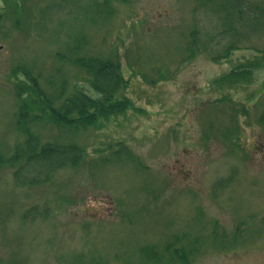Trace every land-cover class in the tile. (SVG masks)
<instances>
[{
    "label": "rangeland",
    "instance_id": "374dc122",
    "mask_svg": "<svg viewBox=\"0 0 264 264\" xmlns=\"http://www.w3.org/2000/svg\"><path fill=\"white\" fill-rule=\"evenodd\" d=\"M61 2L0 0V154L21 140L10 79L16 65L42 75L59 66L69 86L95 96L82 72L55 57L68 34H85V54L120 62L134 109L79 134L84 160L48 184L18 187L12 169L0 167V264H169L142 260L139 250L152 245L163 255L184 235L195 246L171 264H264V127L257 122L264 65L249 83L218 85L264 54V21L219 62L205 51L187 57L192 29L216 42L228 38L219 26L212 31L211 6L128 0L95 25L80 15L91 0L53 7ZM245 2L264 8V0ZM57 132L42 135L54 140ZM124 148L134 161L118 153ZM34 206L47 215L23 218ZM222 235L228 240L214 244Z\"/></svg>",
    "mask_w": 264,
    "mask_h": 264
},
{
    "label": "trees",
    "instance_id": "16d2710c",
    "mask_svg": "<svg viewBox=\"0 0 264 264\" xmlns=\"http://www.w3.org/2000/svg\"><path fill=\"white\" fill-rule=\"evenodd\" d=\"M194 1L196 5L211 6L209 20H215L212 31L219 26L217 33L228 35V38L216 42L208 33L192 29L187 44L189 59L205 51L214 61H227L231 52L239 48L237 45L244 38L245 30L255 31L263 25L264 8L249 5L245 0ZM16 2L19 3L15 1V7L23 12V5H17ZM127 2L128 0H91L89 5L80 6V15L95 25L104 24L114 12V4ZM65 5H79V2L62 0L53 7L60 9ZM68 37L69 41L64 45L65 51L56 52L55 57L58 62L82 72L95 96L89 95L76 84L69 86L64 70L59 66L54 67L53 73L47 75L36 73L24 64L16 65L11 71L10 79L16 99L14 123L21 140L14 145L11 154H0V167L12 169L14 184L21 188L48 184L58 170L77 167L85 157L84 147L76 142L79 134L88 129L102 128L112 117L134 109L131 99L124 95L128 81L122 74L120 62L117 59L113 61L85 54L83 50L87 45V38L83 32H75L71 36L68 34ZM261 64L264 65V54L246 60L228 74L219 77L218 85L229 81L231 84L249 83L252 71L257 70ZM257 122L264 127V105ZM46 128H55L58 131L55 137L59 138L45 139L42 131ZM118 153H123L134 161L128 149H120ZM24 215L25 218L32 219L44 217L47 210L34 206L24 212L23 218ZM223 238L227 239L225 235L217 237L214 244L218 242V246H221L225 242ZM235 238L236 235L232 241ZM186 240L185 235L172 238L170 244L163 247V255L156 256L160 263L169 258L172 261L186 258L195 246L194 239ZM145 259L149 260V257Z\"/></svg>",
    "mask_w": 264,
    "mask_h": 264
},
{
    "label": "flooded vegetation",
    "instance_id": "af4514ba",
    "mask_svg": "<svg viewBox=\"0 0 264 264\" xmlns=\"http://www.w3.org/2000/svg\"><path fill=\"white\" fill-rule=\"evenodd\" d=\"M253 103V102H252ZM252 107V105H251ZM251 108H248L246 111L248 112ZM139 254L142 256V260L148 256L149 257V261H151L152 263H160L159 261V257H156L157 256V251L156 249L151 245L150 247H147L146 250H144L143 248H141L139 250ZM168 259H165V260H161V262H166ZM170 261H167L166 263H169L171 264L172 263V259L169 258Z\"/></svg>",
    "mask_w": 264,
    "mask_h": 264
}]
</instances>
